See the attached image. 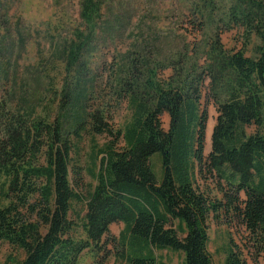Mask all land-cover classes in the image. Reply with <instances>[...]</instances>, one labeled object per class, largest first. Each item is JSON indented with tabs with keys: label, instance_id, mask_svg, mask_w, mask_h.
Segmentation results:
<instances>
[{
	"label": "trees",
	"instance_id": "1",
	"mask_svg": "<svg viewBox=\"0 0 264 264\" xmlns=\"http://www.w3.org/2000/svg\"><path fill=\"white\" fill-rule=\"evenodd\" d=\"M191 6L202 25L221 28L200 56L193 55L195 45L164 62L148 53L126 61L117 93L131 119L122 128L110 126L101 109H85L89 90L79 84L64 96L66 115L53 122L12 112L0 101V244L24 254L4 264H85L86 251L108 254L114 244L120 264H166L156 253L164 250L182 252L184 264H213L208 223L223 213L244 230L242 246L229 238L223 264H248L244 249L255 263L264 261V0H192ZM80 18L85 31L65 47L68 71L96 35L101 1L82 0ZM236 28L248 41H260L256 56L225 48L219 31ZM206 85L218 113L208 156ZM251 126L256 130L249 133ZM84 134L111 138L92 148L96 185L85 197L71 139ZM155 154L161 155V182L151 165ZM198 176L212 180L221 198L203 191ZM77 203L85 214L76 212L73 220ZM119 223L124 229L116 239L110 228Z\"/></svg>",
	"mask_w": 264,
	"mask_h": 264
},
{
	"label": "rangeland",
	"instance_id": "2",
	"mask_svg": "<svg viewBox=\"0 0 264 264\" xmlns=\"http://www.w3.org/2000/svg\"><path fill=\"white\" fill-rule=\"evenodd\" d=\"M100 1L102 18L96 35L76 67L68 71L65 47L73 39L76 40L77 32L85 31L80 18L82 0H0V101L10 111L21 114L31 112L34 118L53 122L66 115L61 109L64 96L79 84L84 90H89L85 109L88 112L101 109L110 126L115 130L122 128L131 119L127 102L120 99L117 93L119 72L126 61L137 53H148L152 59L164 62L176 54L187 50L191 52L195 45L199 53L197 51L193 55L200 56L203 45L215 34L216 28H221L219 23L202 25V19L192 10V0ZM219 32L225 48L243 50L248 56H256V48L260 45L256 36L248 41L242 30L237 28L230 31L221 29ZM79 69H83L80 74ZM170 73L161 72L159 77L167 79ZM206 94L207 85L202 108L208 113L204 150L205 156H208L212 151L213 134L212 130L209 140L208 130L210 124L214 129L218 113L215 105L207 101ZM169 121V116L165 114L162 117L165 130L169 129ZM255 130L254 126L248 128L249 133ZM71 139L76 145L72 164L81 168V192L85 197L87 191L96 185L90 175L98 165L92 163L97 158L92 148L95 145L104 148L111 138H93L84 134L80 140L74 136ZM151 165L157 180L161 182L163 170L160 154L152 157ZM197 184L213 200L221 198L212 180L198 176ZM242 197L245 198L244 194ZM84 210L83 203L74 204L72 219L76 220V212L84 215ZM230 219L229 215L223 213L218 219L212 217L208 223V250L213 264H223L224 248L230 237L242 246L244 230ZM123 229V223L112 225L111 236L118 239ZM107 250L110 253L100 255L86 251L82 262L96 264L106 256L105 264H120L116 260V245H109ZM156 253L166 264H184L182 252L164 250ZM9 256L23 259L24 254L7 243L0 244V264H4ZM244 256L248 264H264L262 258L255 263L245 249Z\"/></svg>",
	"mask_w": 264,
	"mask_h": 264
},
{
	"label": "bare ground",
	"instance_id": "3",
	"mask_svg": "<svg viewBox=\"0 0 264 264\" xmlns=\"http://www.w3.org/2000/svg\"><path fill=\"white\" fill-rule=\"evenodd\" d=\"M212 130H213V124H210L209 130H208V137H209V140H211Z\"/></svg>",
	"mask_w": 264,
	"mask_h": 264
}]
</instances>
